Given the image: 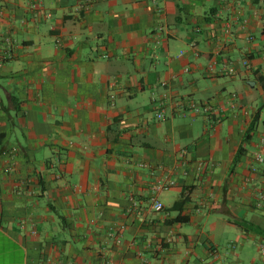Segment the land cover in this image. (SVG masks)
Instances as JSON below:
<instances>
[{"label": "crops", "instance_id": "0c3cea01", "mask_svg": "<svg viewBox=\"0 0 264 264\" xmlns=\"http://www.w3.org/2000/svg\"><path fill=\"white\" fill-rule=\"evenodd\" d=\"M262 81L264 0H0V264H264Z\"/></svg>", "mask_w": 264, "mask_h": 264}, {"label": "built area", "instance_id": "2783aa9c", "mask_svg": "<svg viewBox=\"0 0 264 264\" xmlns=\"http://www.w3.org/2000/svg\"><path fill=\"white\" fill-rule=\"evenodd\" d=\"M6 42L8 43V44H10V42H9V40L8 39H6ZM229 72H233L232 71V69L231 70H229ZM235 95L234 94H232V97H234ZM113 97H111V99H112ZM113 102V101H112ZM193 110L194 111H197V112H201L203 115H205V116H207V115H211L212 113H213V108H212V106L208 103V102H205V103H202V104H200V105H193ZM157 118L158 119H162L163 118V116H162V114L161 113H157ZM257 160H260V158L259 157H257ZM160 189V186H157V187H155V190L157 191V190H159ZM151 203H152V207H153V209L155 210V211H162L163 210V205H162V203L158 200V199H156V197H153V198H151ZM31 233L33 234V235H35L36 234V231L35 230H31ZM45 264H48L47 262L45 263Z\"/></svg>", "mask_w": 264, "mask_h": 264}, {"label": "trees", "instance_id": "16d2710c", "mask_svg": "<svg viewBox=\"0 0 264 264\" xmlns=\"http://www.w3.org/2000/svg\"><path fill=\"white\" fill-rule=\"evenodd\" d=\"M262 87H263V89H264V81H262Z\"/></svg>", "mask_w": 264, "mask_h": 264}]
</instances>
